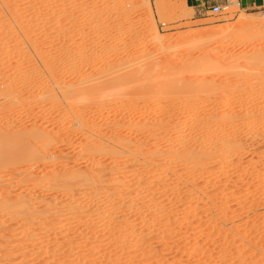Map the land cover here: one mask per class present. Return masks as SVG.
I'll use <instances>...</instances> for the list:
<instances>
[{
    "label": "bare ground",
    "instance_id": "1",
    "mask_svg": "<svg viewBox=\"0 0 264 264\" xmlns=\"http://www.w3.org/2000/svg\"><path fill=\"white\" fill-rule=\"evenodd\" d=\"M33 1L34 0H23V2L8 1L9 3L6 2V6L8 4L7 8L12 14L15 24L13 25L5 21H0V65L3 67L4 64V67H1L0 69V100L5 102L4 104L5 106L7 105L8 111L11 113H14L15 111L16 113L18 112V116L15 118L19 117V119L23 121V123H14L11 120V117H9L12 116L9 115L10 112H7V109H4L3 106L2 108L0 107V181L3 182V180H6L4 179L5 175H2L5 173L2 169L6 167L8 162L18 159H23L25 162L26 160H28V162L31 161L30 164L26 162V164L29 166H25L26 164L23 165L24 167L21 169V172L17 175V177H11L12 183L14 181H18V183L20 182L23 184V187L20 192H18V194H13L15 196L7 198L5 195H3L4 192L1 191L3 186H0V209L6 212L9 211L11 212L10 214L13 213L15 218L17 220L20 219L24 225H32L34 222L36 225L37 219L41 218L42 221H40L42 223H40L39 220L38 221L39 224L42 225L37 227V229L32 228L33 230H36V232L34 231L35 233H33L31 229V235L32 233H37L39 235L42 234L43 231L55 232L57 229H61L62 227L66 226L72 230L73 228L75 229L78 224H84L85 218H87L89 222L88 224L86 223L88 229L86 233H91V235H95L97 240H100L97 243L98 245L94 244L92 246V249L94 250L98 249L99 247H103L104 250L106 244L104 245V241L101 244L100 242L104 240L105 237L107 238L109 236L108 238H110L111 236H114L111 234L110 228L111 226H113V228L115 227L112 224L116 222V217H118V215L121 216L122 214L124 215L122 216L125 217V215H128L127 213L132 211H136L138 216L141 213L144 216L145 213L142 211L145 209H142L145 206L148 207L145 212H147L149 208H153L151 209L153 215L150 218L151 220L147 219V221H144V218L142 217V219L141 216H139V220L140 218L143 220H140L141 223L144 225L146 224L147 226H150V223L156 224V222L159 221L157 220V213H159L160 216L164 217L160 223L164 222L163 227L167 228L169 223L167 222V218V220H165V215H167L165 213L166 206L169 203H165V198H161H163L165 195H170L173 200L180 202V200L183 199L181 196H184L189 189H192L195 191V194H192L193 196L191 195L192 200H195L198 197L197 195H200L198 194L201 191L199 188L203 187V185L201 186L200 182L214 174H209L210 176L207 175L209 166H211L210 164L217 165V169H219L218 172H224L225 176V173L230 170L228 168H231L235 161L241 160V158H236L242 157L240 156L241 153H244L247 149L246 145V149L243 151V148L245 147L242 145L241 140H237L238 138H235L238 137L236 134L237 132H240V130L244 131V133H241V135L247 134L248 140L252 139L251 141H254L257 139L258 142L261 140L263 141V139L260 140L259 138H263L261 136L264 134V114L257 115L256 112L239 114L237 112L234 113L233 110H228L224 113L222 112L218 114H191V117L185 115L178 117L175 115V113H168L169 110H167L164 114L162 113V116L161 114L156 116L148 115L150 118H147L145 114H142L143 111L142 113L140 112L141 114H138L139 116L136 113L133 115V112L132 115L128 113L131 112L129 110L133 108L132 106H135V104L139 102L146 104L147 100H152L155 103H161V101H163L167 105V102L173 101V98H175L174 96L178 95L179 100L184 104L186 101L192 102L202 99L204 95L203 93L209 89H212H208V87L212 85L213 82L206 80V78V81L203 80L204 82L202 81V83L199 84L200 86L198 85L196 89H190L189 91V88L186 85L175 83L173 77L167 71L160 72L155 70V65L150 60L149 62L146 56L144 57H146L145 60L148 62L142 61L144 57H131L129 59L130 69L124 71L121 74L112 73L109 76V71L111 68L107 67L106 69L95 70L94 72L90 73L91 75L88 74L89 76L82 74L80 79H78V81L76 80L77 82L75 81V83H69L66 80L64 81L61 76H59L61 74L56 73V69H54V64L52 63V58H49L45 55L47 50L46 47L43 46L42 41L47 34L46 30L42 27L45 26L42 25V18L45 16V18H47V14L42 16V1L45 0H36V3H39L41 8H35L34 10L31 6L32 3H34ZM48 1L50 4H53L54 2V0ZM179 1L184 3L185 8L190 10L193 9V7L185 4L184 0ZM21 6L23 7V11L20 12L18 9H20L19 7ZM155 6L158 11H171L174 9L173 7H168L165 3H157ZM60 12L61 11H59L57 8H53V10L49 11V14H55H52V17L50 15V18L48 15V18H54L55 16L53 15H59ZM260 20H256L257 24H264V19ZM237 21V29L240 28L241 30H247L249 25L256 23L251 20V18L246 17H242ZM224 28L219 31L215 28L214 32L212 31L210 33V31H208L206 33H209V38L217 35V37H221L225 36L226 33L232 29L229 26ZM234 29L235 28L232 30ZM231 31H229L227 35H230ZM232 33H237V31H232ZM233 34H231V36ZM208 35L205 37H208ZM153 37L156 38L155 36ZM53 60L55 59L53 58ZM255 61L256 60H254L253 63H256ZM249 62L251 63V61ZM5 64L7 65L5 66ZM252 65L249 68L247 66L246 70L248 72L252 70L253 72L255 71L254 73H259L261 75L264 74V68L262 69L263 66L260 67L261 69H257L259 66L257 63V66L255 67L256 69H252L254 67ZM251 72L250 74H252ZM242 74L247 75L245 72ZM245 75L244 77L247 78ZM256 76L254 77L256 78ZM261 77H263V75ZM44 82L46 85L42 86ZM254 85L256 86V84ZM225 98H221L219 95H216L210 99L215 104H222L226 107H229V104H231L229 102V98ZM89 101L94 102L92 109L95 108L98 110L106 109V111H110L107 109L112 110L113 108L114 112L116 107L120 105V107H122V105H126L127 107L131 108L129 110L127 109L126 111L128 112H126L125 108L123 107L125 113L118 112L120 110L123 111V108L119 107V110L117 108L116 111L118 114L115 112L116 119H113L114 121H111L110 124L106 123L105 125L104 123V126L101 127L97 126V122L95 123L93 120L94 118L92 119V117L89 116V113L87 115L82 110H87L82 108V106L85 105L86 102L92 103ZM42 102H48L49 105H56L59 102L60 104H64L62 109L65 108L68 112L67 114L70 117L69 119H72V127L69 129L61 127L55 129L54 127L55 130L53 128V130L48 128L47 131H42V129L38 128L40 123L38 126L35 125L34 122L26 124L29 121H25V119L29 118L30 116L34 117L32 109L36 106H42ZM194 103L191 104L194 105ZM249 103L250 105H248L251 107L252 102ZM254 104H256V102ZM262 104L263 105L261 107L264 106V102ZM169 106L171 105H168V108ZM242 106L244 105L242 104ZM65 109L63 111H65ZM5 112H7V114L9 113V116L7 114L5 115ZM14 115L12 117H14ZM143 115L146 116L145 119L142 117ZM107 116L110 118L112 115ZM107 116L104 117L107 118ZM188 118L190 119L188 120ZM107 120L108 118L106 119V122ZM75 137L80 138L79 142L82 144L80 145L81 148H78L80 149L79 152L75 151V155L68 156L69 154L66 155V153L63 152L66 148L63 146H67L64 144H68ZM244 137H246V135ZM245 139L246 138L243 140ZM60 144H63L62 147ZM245 144L246 143H244V145ZM227 178L228 176H226V180ZM262 179L264 180V178ZM255 180L258 181L257 179ZM38 187H42V189H39ZM206 187L208 188V186ZM224 187L226 186L224 185ZM214 189L217 190V188ZM59 194H61L60 196L63 198L61 201L59 199V201H57ZM202 194L200 196H202L203 199L204 196L207 197L209 195L206 193V195ZM212 194H210L209 197ZM48 195L52 196V199L49 197L47 198ZM86 198L90 201L88 203L90 204L88 205L90 207L88 208L85 205L88 200L84 202ZM116 199H120L122 202H125V204H127L125 206L126 209L124 207L120 208L119 206L121 204L118 205L116 203ZM142 199H145L146 201L148 200L146 203L149 205H142V203L145 201L144 200L142 202ZM208 199H210V203L212 202L214 204V200L212 201L211 197ZM212 199H214L213 196ZM39 200L42 203H40ZM103 201H106L107 204L105 206L103 204V207H101L100 205L103 203ZM168 201L171 202L169 198L166 202ZM206 201L207 200H205V202ZM228 201L229 200L227 199L226 203H228ZM37 203L41 204L42 207H40V205ZM206 203H209V200ZM231 205L233 204L231 203ZM214 206L216 205L214 204L213 207ZM213 207L210 206V208ZM227 207L228 206H226V204H219L216 207L218 214L214 212L215 215L213 217L219 216V222L223 221L221 219H224V213L227 211ZM194 208L190 209L189 207V212L190 214L194 215V218H197L198 210L196 211ZM207 209L204 210H206V212H210V210ZM151 210L149 209V212ZM156 214L157 216L154 217ZM176 214L178 219L177 223L180 226V223L183 221L182 216L184 212L180 211ZM211 218L207 219V222H209L207 225H209V229L217 230L214 228V226H216L214 224L216 220L214 221L213 219L212 221ZM225 220L226 219H224V221ZM125 221L126 220L117 226L120 234L116 235L114 237L115 240L113 241L116 246L118 245V248L121 247L119 252L123 250L121 255L126 253V245L131 243L132 246H136L134 250H137L138 246H140V242L142 241V236L140 237L139 234H134L135 230L134 232L130 230L132 234L128 231L130 235H126L127 228L132 229L135 225L137 226V224L128 220L125 223ZM195 222L196 221H194V223ZM216 223L218 224V221ZM27 225L23 226L24 230L27 228ZM29 227L26 230L29 231ZM218 227L220 229L219 224L217 228ZM169 230L170 229L167 231ZM224 232H222V234ZM65 236L66 235H63L62 238H65ZM230 236L232 237V235ZM229 238L228 235L225 236L224 234L223 238L221 239L223 240L221 245H223V247L226 245V248L227 246H232L233 250L234 244H237L233 238ZM55 239L56 238H54V240ZM110 240L112 239L110 238ZM47 241L48 240L42 239V243L40 242L42 244L41 249L46 247L48 243ZM50 242L51 241H49V243ZM65 243L66 242H64V246L67 245ZM215 244L216 243H214V245ZM68 245L65 249L67 252L64 251L65 255L69 254L71 250L73 251L77 249ZM64 246L61 247L64 248ZM216 246V251L215 253H212L213 255H207L205 253L204 261H202L203 263L201 264L248 263L245 262L244 259L240 258L242 257V254L240 255L239 253L240 257H238V259L236 258L238 254H235V257H230V252L227 251L228 249L226 250V248H221L222 246ZM55 249L56 248L52 249V254L48 252L49 254L47 256V259L50 258L49 260H51L52 263L54 261V253L56 252ZM99 250H102V248ZM134 250L130 251L133 252ZM113 251L111 253H113ZM75 252L76 251H74V253ZM119 252L117 253V251H114V253L109 256V262L111 264L115 262L119 263L121 259ZM127 252L130 253L129 251ZM77 253H75L76 257ZM78 257L80 261H83L81 255L78 254ZM233 258L236 259L234 260ZM145 259L146 258H144V260Z\"/></svg>",
    "mask_w": 264,
    "mask_h": 264
},
{
    "label": "rangeland",
    "instance_id": "2",
    "mask_svg": "<svg viewBox=\"0 0 264 264\" xmlns=\"http://www.w3.org/2000/svg\"><path fill=\"white\" fill-rule=\"evenodd\" d=\"M8 1L23 2V0H0V21H5L14 25L15 21L7 8L8 4L6 6V2L9 3ZM33 2L34 3L31 5L33 7L32 9H38L40 4L36 3V0ZM157 3H165L168 7H173L174 9L171 11H158L155 6ZM53 4H50L48 0L42 1V16L47 14V18H45L46 16L42 18V25H45L42 27L47 33L42 41L43 46H45L47 50L45 55L52 58L56 73L61 74L59 76H61L64 81L66 80L69 83H75L76 80L78 81V79H80L82 74L89 76L91 75V72L106 69L107 67L111 68L109 76L112 73L121 74L130 69L129 59L131 57L142 58L146 56L148 61L150 60L155 65V70L160 72L167 71L173 77L175 83L186 85L189 88V91L190 89H196L203 80L213 82L212 85L208 87V89H212L205 91L202 99L192 102L186 101V103L183 104V102L179 100L178 95H175L173 101L167 102V105L163 101H161V103H155L152 100H147L146 104L139 102L136 103L135 106H132L133 108L127 107L126 105L120 107V105L116 107V110L117 108L119 110L124 107L126 111L131 108L129 110L131 112L126 111L131 115L132 112L133 115L135 113L138 115L143 111L142 114H145L147 118L160 114L162 116L167 110H169L168 113H175L178 117L184 115L191 117V114H218L222 112L224 113L228 110H233L234 113L237 112L239 114L247 112H256L257 115L264 114V106L261 107L264 102V74H262L263 77H261L262 75L254 73L255 71L253 72L251 70L252 72H250L252 74H250V72L246 70L247 66L249 68L252 64V66H254L252 69H254L257 66V63L259 65L257 69H261L260 67L262 66V69L264 68V54H262L264 53V24H261L262 26L257 24V21L264 19V5L259 8L246 10L237 5V0H229L226 3H219L220 5L227 6V8H225L220 14H215L207 10L205 5L190 10L185 8L184 3L179 0H54ZM19 8L21 9H18L20 12L23 11L22 6ZM53 8H57L61 11L59 14L60 16L56 14L53 15L55 16L54 18L49 19L50 15L52 17V14H55H49V11L53 10ZM242 17L251 18V20L256 23L249 25L247 30H241L240 28L237 29V20ZM228 26L232 29H236H230L229 31H237V33L233 34L231 31L230 35H227L228 31L227 33L225 32L227 36L217 37V35L213 36L214 38H209V33H206L208 31H210V33L212 31L214 32L215 28L219 31ZM231 34L233 35L231 36ZM207 35L208 37H205ZM146 57H144L142 61H147L145 60ZM53 58L55 60H53ZM254 60H256V63H253ZM249 61H251V63ZM6 65L7 64H5V66ZM242 66L245 69H243ZM1 67L2 65H0V69ZM244 72L247 75L242 74ZM244 75L247 78H245ZM254 76H256V78ZM248 83H251L252 87L251 84L249 86ZM254 84H256V86ZM45 85L46 83L44 82L42 86ZM216 95H219L221 98H229V102L232 105L229 104V107H226L222 104L213 103L210 98H213ZM60 102L56 105H49L48 102H42V106H36L34 107L36 109H32L35 118L30 116L32 118L29 117L25 119V121L29 122L24 123L28 124L34 122L37 126L40 123L38 128L42 129V131H47L48 128L54 129V127L55 129H58L59 127L71 128L73 125L72 119H69L70 117L65 108V111H63L64 109L62 108L64 104L61 103V105ZM249 102H252L251 107H249ZM255 102L257 105H260L257 106L254 104ZM4 103L3 100H0V107L2 108L3 106L4 109H7V105L5 106ZM191 103H194V105ZM242 104L244 106H242ZM168 105L171 106L168 108ZM92 106H94V102H86L82 108L87 110H82L87 115L89 113V116H91L92 119L94 118L93 120L95 123L97 122V126L103 127L104 123L105 125L106 123L110 124L111 121H114L113 119H116V114L118 113L116 110L113 112V108L112 110L107 109L110 111H106V109H103V111L95 108H93V110ZM124 108L122 109L123 111L120 110L118 112L125 113ZM7 112L10 111L7 109ZM7 112H5V115ZM15 113L16 111L8 114L13 116ZM107 115H112L114 117L111 116L109 118ZM12 116L9 117H11V120L14 123H23L19 117L15 118L18 116V112L14 117ZM104 116H107V122V118ZM146 116L143 115L142 117L145 119ZM14 119H17V122ZM189 119L190 118H188V120ZM241 133H244V131L240 130V132H237L236 134L238 137H235L238 138L237 140H241L244 147L247 145V149L246 147L243 148V151L246 149L244 152L245 154L242 152L243 154L241 153L240 155L242 157L236 158H241V160L235 161L234 165L231 168H228L230 170L227 169L228 171L225 173V176L224 172H218L219 169H217V165L210 164L211 166H209L207 175L210 176L209 174L214 173L212 174L213 176L211 175L212 177L210 176V179L206 178L204 181L202 180L200 182L203 187L199 188L201 191L198 194L201 195L203 193L202 195H210L213 193L214 195L212 194L210 197L212 201L214 200L213 202L216 205L214 206L215 208L213 207L214 204L212 202L211 204L210 199H208L210 198L209 195L207 197L204 196V199L202 196L197 195L198 197L196 196L197 198L192 200V194H195V191L192 189L188 190V192L191 190L190 193H186L188 196L186 194L181 196L184 200L181 199L180 202L173 200L170 195H165L166 197L164 196L161 199L165 198L164 201H167L169 198L171 201H165V203L169 204L166 206V213L162 212L167 214L165 215V220L168 219L167 222L169 223L167 228L163 227L164 222L160 223L164 217L160 216L159 213H157L158 216L157 214L154 216H157V220L159 221L156 222V224L150 223V226H147L146 224L144 225L141 223V221H143L141 218L143 217L144 221H147V219L151 220L150 218L153 215L151 209L153 208H149L151 210L150 212L149 209L145 212L148 208L145 206L148 200L146 201L145 199H142V202L145 200L142 205L146 208L143 207L142 209H145L142 211L145 213L144 216L142 213L139 214V216H141V221L139 220L136 211L127 213L128 215H125V217H123V214V216L118 215L115 219L116 222L112 224L115 227L113 228V226H111L110 228L111 234L114 235L110 237L112 240H110L108 236L100 242L101 244L104 241V245L106 244L104 250L103 247L94 250L92 249V246L97 244L100 240H97L95 235L93 236L91 233H86L88 231L86 223L88 224L89 222L87 218H85L84 224H78L75 229L73 228L71 230L66 226L57 229V232L43 231L42 234L39 235L36 233L37 236L36 234H33L36 230H33L32 228L37 229V227L42 225L39 224V221H42L41 218H38L37 221L34 220L36 221V225L34 224L35 222L32 223L33 226L31 224H26L27 228L30 226L28 231L26 230L27 228L24 230L23 226L26 225H24L20 219L17 220L13 213L10 214L11 212L2 211L0 209V264H51L52 262L49 260L50 258L47 259V256L49 253H53L52 249L54 248H56V252L54 253L55 256L53 257L54 261L52 264H111L109 262V256L113 254L114 251H117L118 253L119 250H121V247L118 248V245L116 246L113 241L115 240L114 237L120 234L117 226L122 224L124 220L132 221L137 224V226L135 225L132 229L127 228L126 235H130V230L133 232L135 230L134 234H139L140 237L142 236V241L137 250H134L136 246L127 243L128 245L125 246L126 253L121 255L123 250L119 252L121 259L119 263L115 262L113 264H201L203 263L202 261H204L205 253L207 255H213L212 253H215L216 251V245L220 246L221 242L223 243V240L221 239L224 234L225 236L228 235V238H233L237 244H234L233 250L232 246H227V248L226 245H224V247L223 245H221L222 247L220 246L221 248H226V250L228 249L227 251L230 252V254L228 252L230 257H235L238 254L236 257L238 259L242 254V257L240 258L244 259L245 262H248L247 264H264V180L262 179L264 178V134L261 136L263 138H259L260 140L263 139V141L259 140L260 142H258L256 139L257 141L254 140V142L251 141L252 139L248 140L247 134L241 135ZM245 135L246 137H244ZM243 137L248 141L246 139L243 140ZM74 139L71 140L72 142L70 141L68 144H64L67 146H63L64 148L66 147V151L64 150L63 152L66 153V155L69 154L68 156L75 155V153L80 150L78 148H81L80 145L82 144L79 142L80 138L75 137ZM244 143L246 144L244 145ZM62 145L63 144H60L61 147ZM26 162H28V160H26ZM26 162L23 159L13 160L8 162L6 167L2 169L5 173L1 174L5 175V178H3L6 180H3L2 178L3 182L0 181V186H3L1 191L4 192L3 195L7 198L15 196L13 194H18L22 189L23 184L20 182L18 183V181L12 183L11 177H17ZM28 163L30 164L31 161ZM25 166L29 165L26 164ZM226 176H228L227 180ZM251 181H255L256 183ZM224 185L226 187H224ZM204 186H208L209 190ZM38 188L42 189V187ZM214 188H217V190ZM60 195L61 194H59V196ZM59 196L57 201L63 199L62 196ZM212 196L214 199H212ZM48 197L52 199V196L48 195L47 198ZM227 199L229 200L228 203H226ZM87 200L88 199L86 198L84 202ZM205 200H209V203H206L207 201L205 202ZM116 201L118 205L121 204L119 206L120 208L124 207L126 209L125 206L127 204H125V202H122L120 199H116ZM89 202L90 201L88 200V202L85 203L87 208L90 207L88 206L90 205L88 204ZM221 203L226 204L228 207L226 208L227 211L224 213V219L226 220L224 221V219H221L223 221L219 222V216H213L217 213L216 207ZM231 203L233 205H231ZM37 204L42 207L41 204ZM103 204L105 206L107 204L106 201H103L100 206L103 207ZM210 206L213 208H210ZM189 207L190 209L195 207L194 210H198L197 218H194V215L190 214ZM204 209L210 210L211 213L209 211L206 212ZM180 211L184 212V214L182 216L183 221L179 226L176 213ZM208 218H211L212 221L213 219L214 221L216 220V222L218 221L220 229L219 227L217 228L218 224L214 222L216 225L214 228L217 230L219 229L218 231L209 229V225H207L209 224V222H207ZM193 220L196 222L194 223ZM41 221L40 223H42ZM139 223L141 224L138 225ZM31 229L33 231L32 235L30 234ZM168 229L170 230L167 231ZM220 231L226 232L222 234ZM163 233L167 234L164 235ZM63 235L68 237L65 236V238H62ZM230 235H232V237ZM53 237L56 239L54 240ZM42 239L48 240V243L45 248L41 249ZM49 241L51 242L49 243ZM64 242H66L65 244L67 245L69 244L70 247L77 249L73 251L71 250L69 254L65 255L64 253L67 252V250H65L67 245L64 246ZM213 242L216 244L214 245ZM61 246H64V248ZM100 248H102V250H99ZM130 250L134 251L131 252ZM74 251H76L75 253L78 252L77 257ZM112 251L113 253H111ZM78 254L81 255L83 261L79 260ZM143 257L146 259L144 260Z\"/></svg>",
    "mask_w": 264,
    "mask_h": 264
},
{
    "label": "crops",
    "instance_id": "3",
    "mask_svg": "<svg viewBox=\"0 0 264 264\" xmlns=\"http://www.w3.org/2000/svg\"><path fill=\"white\" fill-rule=\"evenodd\" d=\"M186 4L188 6H191L193 8H198L201 6H204L206 4H217V3H225L226 0H185ZM191 2V5H190ZM238 6L242 9H254L259 8L264 5V0H237Z\"/></svg>",
    "mask_w": 264,
    "mask_h": 264
},
{
    "label": "built area",
    "instance_id": "4",
    "mask_svg": "<svg viewBox=\"0 0 264 264\" xmlns=\"http://www.w3.org/2000/svg\"><path fill=\"white\" fill-rule=\"evenodd\" d=\"M228 1L229 0H226V2ZM205 8L215 14H220L225 8H227V6H223L217 3V4H206Z\"/></svg>",
    "mask_w": 264,
    "mask_h": 264
}]
</instances>
